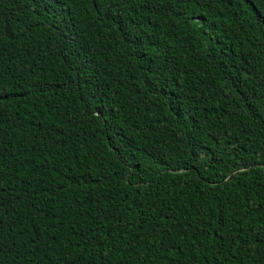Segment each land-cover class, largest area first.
<instances>
[{
    "label": "trees",
    "instance_id": "obj_1",
    "mask_svg": "<svg viewBox=\"0 0 264 264\" xmlns=\"http://www.w3.org/2000/svg\"><path fill=\"white\" fill-rule=\"evenodd\" d=\"M0 264H264V0H0Z\"/></svg>",
    "mask_w": 264,
    "mask_h": 264
}]
</instances>
